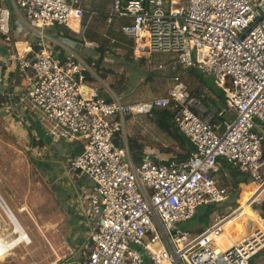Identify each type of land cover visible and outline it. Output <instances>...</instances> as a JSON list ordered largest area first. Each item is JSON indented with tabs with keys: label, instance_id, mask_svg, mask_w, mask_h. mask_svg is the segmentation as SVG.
I'll return each instance as SVG.
<instances>
[{
	"label": "built area",
	"instance_id": "2783aa9c",
	"mask_svg": "<svg viewBox=\"0 0 264 264\" xmlns=\"http://www.w3.org/2000/svg\"><path fill=\"white\" fill-rule=\"evenodd\" d=\"M84 2L0 0V36L9 55L0 63L12 75L5 79L6 88L17 89L0 94L2 109L18 124L32 115L53 143L81 148L64 171L79 184L76 212L85 219L88 247L83 264H251L264 249V224H251L242 241L227 239L224 249L217 245L240 205L200 231L178 225L201 207L226 202L232 181L228 169L254 183L259 195L264 192V0H113L110 16L123 21L119 32L132 40L135 58L172 55L166 95L132 103L99 94L93 59L87 64L58 43L66 50L59 57L49 47L46 31L79 27ZM12 13L34 31L38 51L19 53L12 45ZM82 46L86 56L99 48L88 40ZM178 71L211 76L222 104H213L215 94L205 85L192 96ZM162 110L172 113L190 156L179 161L145 157L134 163L125 119H151ZM257 202L250 200L249 207ZM0 207L6 220L0 222V236L18 237Z\"/></svg>",
	"mask_w": 264,
	"mask_h": 264
},
{
	"label": "rangeland",
	"instance_id": "374dc122",
	"mask_svg": "<svg viewBox=\"0 0 264 264\" xmlns=\"http://www.w3.org/2000/svg\"><path fill=\"white\" fill-rule=\"evenodd\" d=\"M94 1L99 2L102 6H108L111 3L110 0ZM14 22L17 23V21ZM21 27L24 28V33L28 34V38L24 40L31 45L30 49L32 50V46L36 45L35 41L37 37L34 31L25 25L18 26L16 28L18 31L12 33L14 37L13 42H21V31L19 30ZM72 27L74 29L78 28L76 24ZM93 28H96V32L95 30L91 31L90 40L94 39L99 46L101 44L105 49L112 50L116 48L118 42L111 45L107 39L109 36L107 38L102 36L104 32L103 25L96 24L95 26L93 25ZM101 28L103 30L102 32ZM60 29L65 31L66 36L75 38L71 32L66 31L62 27ZM46 33L51 34L50 29ZM119 37L123 40L129 39L125 36L123 38L121 35ZM110 38H114V36ZM114 40L115 42L116 40L119 41L117 38H114ZM2 42L3 38L0 37V46ZM64 43L69 47L72 46L66 41ZM18 47L20 50L21 46L19 45ZM49 47L53 49L51 44ZM5 49L7 50V48ZM82 49L84 48L82 47ZM6 50L3 55L8 56ZM126 51H129V45L125 48ZM125 52H122V56L111 54L112 57H107L113 61L112 64L98 62V67L103 70L102 73H105L106 79L115 82L116 79L121 78L122 84L130 81L134 86L132 91L129 92V95H126V92H122L120 101L134 102L135 100L145 99L151 94H163L165 85H171L172 82V74H170L168 69L172 62V55L154 53L151 58L132 60ZM1 58L2 55L0 54ZM83 59L85 58L83 57ZM93 61L96 62L98 59H93ZM158 64H162L164 70H158ZM178 72L182 75L187 87H190V83H193L192 86L197 83L199 87L205 85L217 94H221L216 89L215 81L211 76L204 77L199 73L193 76L189 72ZM7 77L9 79L12 75H10L8 67H4L0 63V81H6L5 78ZM1 82L0 85L2 84ZM94 82L98 85L101 84V81L95 80ZM2 111L4 110L0 109V189L5 193L9 207L13 210L25 232L28 233L31 244L25 245L22 243L11 250L0 264H54L57 260L67 257L68 253L70 254L73 251L79 252V250L77 251L73 248L76 244H69L68 241L70 237L69 223L73 217L70 207L67 206L68 204L66 202L68 200L66 197L69 198L68 196L71 194L72 188L71 186H67L69 181L67 180L66 182V178H64L66 177L64 168L67 169L66 161L70 158V148L66 144H62V142L58 144L49 143L48 141L51 142V140L45 139L47 141H41L45 145L43 149L40 148L39 151L36 149L35 152H31V149L36 147V145H32L31 138L36 142L40 140L39 137L45 138L42 123L36 121L32 115L27 114L26 124H21V127H15V122L10 120V116L6 112L4 113ZM162 130L153 120L146 116L133 115L125 119L124 131L130 139L143 137L150 144L155 142L157 135H163ZM160 141V139L156 140L158 143ZM170 143L171 138L165 135L161 143L165 147L164 150H170ZM178 153L185 155V151L181 149H179ZM42 163L48 166V168H43L40 165ZM57 170H59L60 175ZM55 173L58 175L55 176ZM56 177L59 179L53 183ZM228 185L230 188V196L221 207L214 206L210 208L208 218L199 219V215L202 214L201 212L205 208L201 207L198 209V216L190 221L180 223L178 227L187 232L200 231L209 224V218L223 216L236 209L239 206L238 200L242 196L241 186L238 185L235 188L232 181ZM245 189L248 192L250 191V187L248 189L245 186ZM254 211L264 221V194L256 204H253L251 214H248L246 217L247 222L252 220L253 217L259 220ZM1 218L5 219V215L0 207V220ZM259 221L263 222L261 220ZM79 223V225L83 226L85 219L79 218ZM7 229L10 230V226H7ZM67 245H69L68 248ZM84 248L85 250L88 249V247ZM79 256L80 258L82 257V260L79 258L77 261H80L82 264L84 262L82 252H80ZM253 260V264H264V249L255 255Z\"/></svg>",
	"mask_w": 264,
	"mask_h": 264
},
{
	"label": "crops",
	"instance_id": "0c3cea01",
	"mask_svg": "<svg viewBox=\"0 0 264 264\" xmlns=\"http://www.w3.org/2000/svg\"><path fill=\"white\" fill-rule=\"evenodd\" d=\"M111 3L107 6H102L99 2H96V1H92V0H85V2L83 3V8H84V20L86 21V23H89V20H92L93 22H95V24H100V25H103V30L104 32L102 33V36L106 37L109 36V38H107L108 40H113L114 41V44H116L117 42V46L115 49H108L106 48V52L104 53H100L99 51H91L90 53V56H86V50L85 49H82V43L83 41H92L94 43H96L98 45L97 42L93 41V40H90V39H87L84 35H83V27L80 25L77 29H74L72 27V30H68L70 32H72L75 36V38H70L69 36H66L65 35V32L62 31V29H60V27L62 26H54L52 29H50V33H47V36L49 37V45L51 44L53 47L52 48H55L56 49V52L59 54L58 56L59 57H63L64 53H65V49H67L68 51H72V52H75L76 54H78L79 56L81 57H85L86 59L89 58L90 60L92 59H98V62L99 63H103V64H112L113 61H111L110 59H108L109 57H112L111 54H115V56H122V52H125V48L127 47V45H129V51L131 52V54L128 53V51H126L125 53L129 55V58L132 59V60H135V59H139V58H135L133 55H132V45H133V42H132V45L130 46V44H128V41H132L131 39H121L119 36L121 35L123 37V35L119 32V27L120 25L123 23L122 20H119L117 18H114L112 16H110V9H111V6H112V2L113 0H110ZM8 2V1H7ZM92 16H95L96 18L95 19H92ZM17 21L19 26L20 25H25L23 24V22H21L19 19H17L14 16H12V20H11V23L13 21ZM26 26V25H25ZM64 28V27H62ZM65 29V28H64ZM21 32H20V35H21V42H13V34L14 32L18 31L17 30H11L12 33H11V36H12V45L15 47V49L19 52V53H24V52H27L29 50H31V45L28 44V42L24 39L28 38V34H25L24 33V28L21 27L19 29ZM67 31V29H65ZM102 28H101V32L103 31ZM113 37L114 38H117L119 41L114 40V38H110V37ZM1 37V36H0ZM124 38V37H123ZM64 41H66L67 43H69L70 45H72L71 47L67 46ZM36 44H37V39H36ZM63 45L65 47V49L60 46L59 44ZM21 46V49L19 50V47L18 46ZM99 46V45H98ZM5 48H8L5 46V43L2 42V45L0 46V54L2 55V58L3 59L4 57L7 58L8 56H5L3 55V53H5ZM6 53L8 54V49L6 50ZM94 53H96V57H94ZM93 55V57H92ZM103 55V56H102ZM127 56V55H126ZM108 57V58H107ZM0 59V60H1ZM102 59V60H101ZM144 60V59H143ZM91 62V61H90ZM95 62V61H94ZM97 62V61H96ZM95 62V64H96ZM93 71H94V68H93ZM191 72V71H190ZM189 72V73H190ZM95 73V71H94ZM196 73V72H195ZM96 74V73H95ZM171 74V73H170ZM192 75V74H191ZM96 76L98 77V75L96 74ZM194 76V75H193ZM182 77V75H181ZM99 78V77H98ZM123 78V77H122ZM6 79V78H5ZM183 79V78H182ZM121 80V78H118L116 79L115 82L113 81H109L108 79H100L99 78V81H101V84L98 85L97 83H93L94 86H96L97 88H99V94L104 97V98H107V99H110L111 97L113 98H117L120 100V98L122 97V92H126V95H129V92L132 91L133 89V85L132 83L129 81V82H126L125 84L121 83V88L119 92H117L113 87H117V83ZM95 81V80H94ZM1 82V81H0ZM2 84L0 85V94L1 93H4V91H17V89L15 88L16 86L14 87H10V88H6L5 87V84H6V81H3L1 82ZM172 84V83H171ZM191 86L193 83H190ZM196 86L197 83H195ZM171 87L170 84H167L165 85V91L163 92V94H151L149 95L148 97H146L145 99H142V100H135L134 102L136 101H146V100H150L152 98H156V97H161V96H165L167 91L169 90V88ZM122 102V101H120ZM122 103H132V102H122ZM1 110L2 109V103H1ZM2 112H6V111H2ZM7 113V112H6ZM8 114V113H7ZM9 115V114H8ZM10 116V115H9ZM10 120H13L15 122V127L17 126H20L21 127V123H17L14 119H12V117L10 116ZM25 125V124H24ZM163 132V135L162 136H159L157 135V138L155 139V142H152L149 144V141H147L146 139H143V137H139L138 139H135L133 138V140H136L138 144H140L142 146V154L144 155V157H158L159 159H162V160H170L171 158L175 159L177 157H182L185 156V155H182V154H179V149H181L177 143L169 136L167 135L164 130H162ZM126 135V134H125ZM169 136L171 138V143L169 144V147H170V150H164V145H162V138L164 136ZM45 138H41L39 137V141H42V142H45L47 140L45 139H49L48 137H46L44 135ZM127 139H130L127 135H126ZM157 139H160V143L156 142ZM50 140V139H49ZM38 141V140H37ZM49 143H53L52 141H48ZM68 146V145H67ZM38 147V146H36ZM34 147V148H36ZM45 147V145L43 147H38V148H41L43 149ZM70 148V147H69ZM70 151V149H69ZM143 157V158H144ZM41 166H43V168H48V166H46L45 164L43 165L40 164ZM50 169V168H49ZM58 174H59V170H57ZM57 173H55V176L58 175ZM60 175V174H59ZM65 176V175H64ZM59 177V176H58ZM66 178V182L67 180L69 181V184L67 186H71V194H69V198L66 197V199L68 200L66 203L68 204L67 206L70 207V210L72 211L71 215H72V219L70 221V230H69V234H70V237H69V244H76L73 246V248L75 250H79V252H72V253H68L67 254V257L63 258V259H59L57 260L56 264H81L80 261H77V259L79 260L80 256V252H82V254L84 253L85 250V243H86V235H85V227L86 225L84 224L83 226L79 225V216L77 215V212H76V207H77V197L75 195V191L76 189L78 188V183H75L76 180L75 178H67V177H64ZM59 178H55V180L53 181L56 182V180H58ZM241 187L246 185L249 189V186L248 184H244V183H241L239 184ZM250 192V191H249ZM264 194V192L262 193V195ZM261 195V196H262ZM0 205L2 206L3 210L5 211V213L8 215H12L15 217V219L18 221V219L16 218L13 210H11V208L9 207L8 205V202H7V198H5V193L0 189ZM65 200V199H64ZM2 201V202H1ZM239 218V219H238ZM209 223H212L211 221V218H209ZM0 222H5V220L3 218H1ZM237 222H244V215L242 213H237L234 215V217L231 218V220H228L224 227H227L228 225H231L232 223H237ZM18 223L20 224V222L18 221ZM21 225V224H20ZM22 227V225H21ZM239 227V229H238ZM23 228V227H22ZM24 230V229H23ZM25 231V230H24ZM242 232V227L240 224L238 225H233L229 228H224V232H223V235L221 236V242H220V245H222L223 247H226V240L228 239L229 241L230 240H234V238L238 237ZM236 233V234H235ZM28 234V233H27ZM82 243V244H81ZM68 244V242H67ZM69 245H67V248H68ZM83 248V249H82ZM67 252V251H66ZM78 255V256H77ZM83 257H84V254H83ZM3 260V259H2ZM2 260L0 262H2ZM80 260H82V257L80 258ZM84 260V259H83ZM253 262L251 264L254 263V260H252ZM53 264V263H52ZM83 264V262H82ZM148 264V263H146Z\"/></svg>",
	"mask_w": 264,
	"mask_h": 264
},
{
	"label": "trees",
	"instance_id": "16d2710c",
	"mask_svg": "<svg viewBox=\"0 0 264 264\" xmlns=\"http://www.w3.org/2000/svg\"><path fill=\"white\" fill-rule=\"evenodd\" d=\"M12 16H14V13H12ZM95 18H96L95 16H92V19H95ZM93 25L94 26L96 25L95 22H93L92 20H89V23H86V21L84 20V17H83L82 22H81V26L83 27V35L86 38H88V39H91V36H90L91 31L95 30V32H96V28L94 29ZM18 26H19L18 22L17 23L16 22H14V23L12 22L11 23V30H13V29L16 30V28ZM68 32H70V31H68ZM93 41H95V40L93 39ZM128 44H130V46H131L132 45V41H128ZM39 49L40 48L37 45H33L32 46V51L33 52H36ZM105 50H106L105 47L102 46L101 44H100L99 48L97 49V51H99L100 53L106 52ZM128 53L131 54L130 51H128ZM90 61L91 60L89 58L86 59L87 64H90L91 63ZM93 68H94L95 73L98 75V77L100 79H105V73L103 74L102 73L103 70L98 67V61L96 62V64L94 65ZM190 74L197 75V73H195L193 71H191ZM86 75H87V78H88V74H86ZM89 79H90V77H89ZM121 85L122 84H121V80H120L117 83V87H113V88L117 92H119L120 89H122ZM200 88L201 87L196 86V84H195L194 86L190 85L188 90H189V93L192 96H197V93L200 90ZM208 88L211 89L210 87H208ZM212 92L215 94V100L213 101V104L216 107H219L220 104H222V102H223L222 95L221 94L220 95L217 94L213 90H212ZM2 102H3V99H2V97L0 95V108H1V103ZM151 120H153V122H155V124L159 128L163 129L164 132L167 135H169L177 143V145L181 148V150L185 151V156H183V158L182 157H177L174 160L179 161V160L185 159V158L190 156L191 147H190L188 141L185 139V137L182 134H180L178 132V130L176 129V127L174 126L173 121H172V113L170 111H168V110L157 111V112H155L153 114V116L151 117ZM31 142H32V145H36V146L38 145V147H43L44 146V144L41 141H37L36 142L32 138H31ZM127 144H128V149H129V154H130L131 159L134 161V163H138L144 157V155L142 154V146L140 144H138L136 140H133V139H127ZM69 147H70V157H74V156L80 154L81 148H80V146L78 144H72V145H69ZM171 160H173V158H171ZM228 170L230 172V177L232 179V183H233V186L235 188H237V186L239 184H241V183H244V184H248L249 183L248 180L244 176L240 175L238 172H236V171H234L232 169H228ZM245 186L246 185L241 187L242 196H240V198L238 200V203L240 205V210H238L235 214L242 213L244 215L245 211L247 210V208L249 206V200L247 199V197L249 196V192H248V190L245 189ZM209 209L210 208H204V210L201 212L202 214L199 215V219L200 220L208 218ZM196 216H198V215L196 214ZM229 220H231V218ZM252 260H253V258L251 259V263L253 262Z\"/></svg>",
	"mask_w": 264,
	"mask_h": 264
},
{
	"label": "bare ground",
	"instance_id": "6f19581e",
	"mask_svg": "<svg viewBox=\"0 0 264 264\" xmlns=\"http://www.w3.org/2000/svg\"><path fill=\"white\" fill-rule=\"evenodd\" d=\"M248 186L250 187V195L247 197V199L249 200V202L252 199H253V201H258L257 199H259L261 197V195H259V192L257 191V186L254 183H250V184H248ZM250 212H251V208L248 206L247 210L244 213V222L232 223L231 225L224 227V228H229L233 225H238V224H240L242 227L241 234L238 237L234 238V240H230L229 241L230 244H235L238 241L244 240L248 235V232H249L248 228L250 229L251 224H253V223L255 224V221H257L261 226H263L264 223L260 222L259 220L252 219V220L247 222L246 217L248 216V214H251ZM7 216L9 217V219L11 220V222L15 226L14 232L17 233L19 236L18 237L17 236L11 237V238L10 237L2 238L0 236V261L6 257V256L4 257V254H6V252L15 249L20 242H24L25 245L31 244V240H30L28 234L24 230H22L23 228L20 229L18 227V225H16V223L14 222V219L11 215L8 214ZM216 219H217V217H213V218H211V221L214 222V221H216ZM221 241H222L221 239H218L217 245L220 247V249H224L225 247L220 245Z\"/></svg>",
	"mask_w": 264,
	"mask_h": 264
},
{
	"label": "water",
	"instance_id": "95a60500",
	"mask_svg": "<svg viewBox=\"0 0 264 264\" xmlns=\"http://www.w3.org/2000/svg\"><path fill=\"white\" fill-rule=\"evenodd\" d=\"M55 59L57 58V55H55V57H54ZM12 216V215H11Z\"/></svg>",
	"mask_w": 264,
	"mask_h": 264
}]
</instances>
